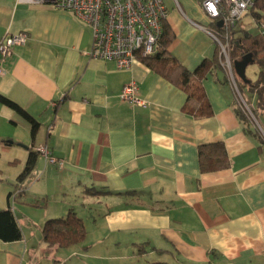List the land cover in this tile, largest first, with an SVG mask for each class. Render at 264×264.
Wrapping results in <instances>:
<instances>
[{
	"label": "crops",
	"instance_id": "crops-1",
	"mask_svg": "<svg viewBox=\"0 0 264 264\" xmlns=\"http://www.w3.org/2000/svg\"><path fill=\"white\" fill-rule=\"evenodd\" d=\"M165 4L174 34L169 50L194 71L214 55V21L197 5ZM21 31L30 37L1 63L0 93L41 126L33 140L31 123L0 102V138L15 142L0 147L24 150L10 177L24 238L0 239V264H68L74 255L89 264L146 256L169 264H264V143L239 120L222 68L204 81L213 115L195 118L182 110L186 93L142 60L119 70L91 59V29L72 13L37 0H0V40ZM132 81L145 107L120 98ZM214 142L224 143L231 165L203 173L198 147ZM32 145L48 146L59 162L40 156L16 186ZM7 206L8 197L0 209ZM71 209L85 222L86 240L49 248L44 223Z\"/></svg>",
	"mask_w": 264,
	"mask_h": 264
},
{
	"label": "trees",
	"instance_id": "trees-1",
	"mask_svg": "<svg viewBox=\"0 0 264 264\" xmlns=\"http://www.w3.org/2000/svg\"><path fill=\"white\" fill-rule=\"evenodd\" d=\"M202 0H200L201 2ZM251 15L254 22L258 26V32L254 33L239 27L235 32V38L231 45V58L240 59L245 54L251 52L255 59L254 64L259 65L260 72L256 80L246 83L238 78V87L240 93L242 89L248 87L249 90L257 95V108H252L247 103L252 113L255 115L264 130V120L260 116L259 110L264 117V32L260 29L264 27V0H254L253 6L249 9L245 16ZM240 26V24H239ZM210 30L220 32L221 28L217 23L213 22L209 26ZM174 39L166 22H163V33L160 39L159 48L153 55L143 57L141 60L154 72L160 74L175 86L184 91L187 95L182 110L195 118H206L213 115L211 102L206 94L204 81L213 69L222 68L220 49L215 47L212 58L206 59L194 71L188 70L177 58H175L169 47ZM223 69V68H222ZM227 78V77H226ZM228 81V80H227ZM233 107L239 120L245 126H252L255 134L264 143V135L256 126L252 115L244 108L240 96L234 92ZM242 95V94H241ZM0 102L21 114L32 125V138L41 126L40 122L21 105L0 93ZM0 142L15 143L10 139L0 138ZM18 144V143H17ZM199 164L201 172H210L230 167V158L223 142H214L203 144L198 147ZM40 153L34 149V145L29 148V154L26 163L16 178V186L24 184L37 167ZM16 161H13L15 163ZM90 190V189H89ZM10 192L8 195L7 208L0 209V239L5 242L19 241L24 238L23 230L14 213L11 197L14 194ZM135 191H128L127 194H133ZM42 240L51 249L60 247H70L84 242L87 237V228L84 220L74 211L69 210L66 216L48 219L42 227ZM88 247H85L87 249ZM158 253H164L165 250L152 247ZM146 252L144 245L139 247L138 254L142 255ZM152 264H169L167 262H154Z\"/></svg>",
	"mask_w": 264,
	"mask_h": 264
},
{
	"label": "built area",
	"instance_id": "built-area-1",
	"mask_svg": "<svg viewBox=\"0 0 264 264\" xmlns=\"http://www.w3.org/2000/svg\"><path fill=\"white\" fill-rule=\"evenodd\" d=\"M38 3L56 10L70 12L86 23L92 32V47L87 53L91 59L113 61L119 70H129L132 64L143 57L153 55L159 48L163 33V22L169 16V8L163 0H37ZM179 8L178 0H175ZM254 0H202L205 13L215 22L222 21L221 30L208 32L220 49L221 66L232 85L252 115L256 126L264 130L252 113L250 106L241 97L238 76L231 58V45L240 21L253 6ZM264 32V27L260 29ZM27 31L7 33L0 40V75L5 74L1 63L10 57L14 49L27 43ZM124 101L146 106L138 96V85L134 81L125 84L120 92ZM40 156L53 163L59 162L46 145L36 147Z\"/></svg>",
	"mask_w": 264,
	"mask_h": 264
},
{
	"label": "rangeland",
	"instance_id": "rangeland-1",
	"mask_svg": "<svg viewBox=\"0 0 264 264\" xmlns=\"http://www.w3.org/2000/svg\"><path fill=\"white\" fill-rule=\"evenodd\" d=\"M163 1L165 3H168V2L175 3L176 2L175 0H163ZM178 2L185 9L187 8L188 5H191L195 8L197 5V9H200V11L203 13V15L206 16V14L204 13V10L202 8L200 0H178ZM242 23H243V26L245 28H247L249 31L254 32V33L258 32V26L254 22L251 15H247L243 19ZM259 72H260L259 65L251 63L248 65V67L246 69V76L248 79L254 81L258 78ZM241 94H242L241 97L247 103H249L252 108H257V103H256L257 95L256 94L252 93L248 87L243 88ZM259 112H260L261 118L264 120V117L261 114V110H259ZM23 151L24 150H22L21 148H18V147H14L10 151L3 150V148L0 147V204H1V201L3 204L6 203L7 197L10 193L9 191L12 190L13 187H15V185H14L15 179H13V178L11 179L10 177L13 176V174L15 172H17V170L20 168V160H21L20 158H23V156H24ZM10 160H16V162L15 163H13V162L9 163ZM13 191L14 190H12L11 192H13ZM10 201H11V204L13 205L14 198L12 197V199ZM36 234L39 235L40 233L36 231ZM85 240H86V238H85ZM88 240L90 241L91 238L89 237ZM44 254H46V253H44ZM142 255H140V256H142ZM50 256H51V261L55 259L54 254L52 252H51ZM154 259H155V257H149V256L139 257V259H135V260L128 261V262L126 261L124 264H150V262H152ZM73 263L89 264L90 260L87 258H82L81 256L74 255L68 264H73ZM152 263H154V262H152Z\"/></svg>",
	"mask_w": 264,
	"mask_h": 264
},
{
	"label": "water",
	"instance_id": "water-1",
	"mask_svg": "<svg viewBox=\"0 0 264 264\" xmlns=\"http://www.w3.org/2000/svg\"><path fill=\"white\" fill-rule=\"evenodd\" d=\"M218 26L221 27L222 26V21H218L217 22ZM255 59L253 57V54L251 52L245 54L244 56H242L240 59H234L233 60V65H234V69L235 72L238 76V78H240L242 81L246 82V83H250V79L247 78L246 76V69L248 67L249 64L254 63Z\"/></svg>",
	"mask_w": 264,
	"mask_h": 264
}]
</instances>
